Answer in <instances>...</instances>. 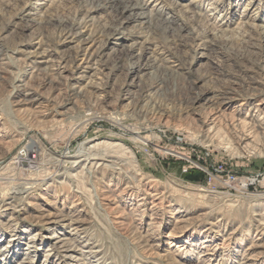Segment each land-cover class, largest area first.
Masks as SVG:
<instances>
[{
    "label": "rangeland",
    "instance_id": "rangeland-1",
    "mask_svg": "<svg viewBox=\"0 0 264 264\" xmlns=\"http://www.w3.org/2000/svg\"><path fill=\"white\" fill-rule=\"evenodd\" d=\"M263 102L264 0H0V264H246Z\"/></svg>",
    "mask_w": 264,
    "mask_h": 264
},
{
    "label": "bare ground",
    "instance_id": "bare-ground-1",
    "mask_svg": "<svg viewBox=\"0 0 264 264\" xmlns=\"http://www.w3.org/2000/svg\"><path fill=\"white\" fill-rule=\"evenodd\" d=\"M136 5V4H135ZM134 5H132L133 7ZM131 7V6H128ZM135 7V6H134ZM81 31V30H80ZM69 33V32H68ZM69 35V34H68ZM82 56V65L83 64H91L93 57L92 55L89 53L88 49L84 51V53L81 55ZM94 64V62H93ZM79 67V66H78ZM77 67V68H78ZM76 68V69H77ZM47 70V69H46ZM50 70V69H49ZM53 72V71H52ZM237 88V87H236ZM85 90V89H84ZM226 99L227 100H231V95L227 94L226 95ZM257 107H255L254 111L255 112H259L261 107L264 106V102L262 104H258L256 105ZM260 107V108H259ZM154 108V107H153ZM263 109V108H262ZM160 110V109H159ZM258 117V116H257ZM213 121V120H212ZM214 123V122H213ZM239 126H241L243 128V130H245L244 128H249L250 130L257 132V134L264 136V113L260 118H256L255 115H247L246 119L242 122V123H238ZM246 128V129H247ZM149 128H147L146 130H148ZM153 129V128H151ZM248 131V130H247ZM251 134V133H250ZM248 137V136H247ZM148 136L145 137H138L136 136L135 139L136 140H147ZM180 138V137H179ZM246 138V137H245ZM245 138L242 139V141H245ZM181 139V138H180ZM104 144L102 143H96L94 144L92 147L95 148L99 145ZM109 146V145H107ZM117 146V145H115ZM171 149V148H169ZM36 147L31 145V144H27L25 146V150L22 153L17 154L11 161L13 164H15L17 167H21V170H24L25 172H29V170L31 168H33V166L36 164V156H35V152H36ZM165 150V149H164ZM172 150V149H171ZM167 154V153H166ZM69 157L63 156L60 158L59 162L61 164L66 163L69 160ZM105 158H109V159H113L112 157H106L104 154L101 153H88V154H79L76 155L75 157L72 158V160H75L77 162H68V164H70L72 167L74 165H76L77 163H82L83 164V169H92L94 168L95 164V169L101 168V170L105 169V168H111V170L113 169L114 166H117L116 162L112 161V160H106ZM66 161V162H65ZM264 181V180H263ZM26 193L25 190H20L18 192H14L13 194L15 195H20V194H24ZM159 194L154 192L150 194L151 198H155L158 197ZM254 217L259 218V220H256L257 222V227L256 228V233L260 236L264 235V216L262 215H258L255 214L253 215ZM72 222V221H71ZM54 239H52V242H50V247L56 248L58 247V249H65L68 247L67 243L68 242H61V240L59 241L57 238L52 237ZM264 237H260L257 238L255 240V242L253 244H251L245 252V260H246V264H258L260 257L258 250L261 249V247L263 246L262 244L264 243ZM71 244V243H70ZM53 251V249H51ZM26 256V255H25ZM71 256V255H70ZM70 256H66V258H70L72 259L73 257ZM80 260V259H79ZM69 263V262H68Z\"/></svg>",
    "mask_w": 264,
    "mask_h": 264
},
{
    "label": "built area",
    "instance_id": "built-area-1",
    "mask_svg": "<svg viewBox=\"0 0 264 264\" xmlns=\"http://www.w3.org/2000/svg\"><path fill=\"white\" fill-rule=\"evenodd\" d=\"M211 170H212V172H214V173H217V171H216V170H214V169H212V168H211Z\"/></svg>",
    "mask_w": 264,
    "mask_h": 264
}]
</instances>
